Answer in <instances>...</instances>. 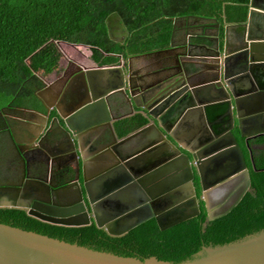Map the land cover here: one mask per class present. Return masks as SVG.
<instances>
[{
  "label": "water",
  "instance_id": "water-1",
  "mask_svg": "<svg viewBox=\"0 0 264 264\" xmlns=\"http://www.w3.org/2000/svg\"><path fill=\"white\" fill-rule=\"evenodd\" d=\"M183 18L174 19L168 48L131 54L113 65L81 67L76 92L52 95L53 99L64 95L74 108L56 111L52 118L62 129L54 132L50 124L46 130L59 146L48 155L65 161L58 171L59 179L71 170L75 179L47 190L44 196L38 186L0 187V207L24 209L30 216L57 225L93 222L107 234L120 236L152 217L164 229L198 215L195 175L209 220L226 214L238 203L250 180L243 150L232 132L234 119L247 149L250 138L264 133V55L259 56L261 50L264 52V0L249 1L247 20L240 32L254 52L251 60L255 64L262 61L259 71L244 68L241 72L240 65H233L227 39L222 55L217 46L212 65L199 52L206 47L201 42L203 27L199 31L187 29L184 40L177 44L176 25ZM106 22L110 38L123 42L128 31L118 13H110ZM182 47L185 51L177 52ZM34 75L22 84L9 105L17 104ZM125 104L130 111L110 110ZM119 113L123 114L113 115ZM48 114H42L45 121ZM136 114L147 122L118 135L114 122ZM169 123L175 126L171 129ZM66 131L70 144L62 145ZM25 133L31 139L28 144L39 136L31 126ZM30 148H17L23 160H28ZM252 167L264 170L253 163ZM221 190L232 194L218 205ZM174 192L183 193L173 206L163 212L153 211L150 201ZM0 264H264V193L202 239L151 254L0 222Z\"/></svg>",
  "mask_w": 264,
  "mask_h": 264
},
{
  "label": "trees",
  "instance_id": "trees-1",
  "mask_svg": "<svg viewBox=\"0 0 264 264\" xmlns=\"http://www.w3.org/2000/svg\"><path fill=\"white\" fill-rule=\"evenodd\" d=\"M249 1L0 0V105L9 102L33 74L48 73L58 66L61 42L88 45L102 63H115L120 55L168 46L174 19L180 16L218 23L221 35L227 23L235 24L241 32ZM112 12L118 13L128 31L123 42L108 34L106 17ZM146 122L141 114L125 118L117 123V134L123 136ZM244 154L247 157L246 151ZM248 172L252 192L228 215L207 226L204 208L198 215L164 229L152 217L120 236L107 234L93 222L82 226L51 224L15 207H0V222L46 235L151 254L202 239L263 194L264 170H253L248 161Z\"/></svg>",
  "mask_w": 264,
  "mask_h": 264
},
{
  "label": "flooded vegetation",
  "instance_id": "flooded-vegetation-1",
  "mask_svg": "<svg viewBox=\"0 0 264 264\" xmlns=\"http://www.w3.org/2000/svg\"><path fill=\"white\" fill-rule=\"evenodd\" d=\"M196 22L198 21H194L193 19L178 20L174 41L177 44L181 43L184 40L185 32L187 29L189 31H199L203 27L205 35L204 39L201 42H204L206 47H203V49H199V52L204 54L206 59H208L212 65H215V58L217 57V46L220 50V54L222 55V52L225 47V41L227 39V49L230 54L229 56L233 62V65H240L239 68H241V72L245 70L244 68H246V71L252 68L253 70L255 69L259 71V65L262 61L256 62L257 64H255V62L251 60V57L253 56L254 52L249 48V46H247L249 40H242L243 38H241L240 31L237 30V26L235 24H225L223 34L221 35L219 26L215 27L213 21L205 22V20H202L200 21V24ZM125 38L126 36L124 37V39ZM119 39H123V37H119ZM169 45L164 48H168ZM260 48H263L262 45ZM86 49L87 52H81L79 50L77 51L78 54L76 55H70L66 53L61 54L60 52L58 66L56 68H54L48 73H35L33 81H28L31 82L32 85L30 83H27L26 87L33 88L32 96L22 94L16 101V105L11 106L9 105V102L4 105H0V187L10 186L20 188H32L33 186H38L40 189H42V195L44 196V192H47V190H53L59 187L60 185L66 184L75 179L74 170H71L68 175H65L63 178L59 179L57 174L59 169L62 168V165L65 161L61 158L49 157L48 155L49 151L53 152L59 146L58 143H56L55 138H53V134L50 132H46V130L49 129L50 126L52 129L54 128V132L61 131L62 129L61 126L55 125L57 121H53L52 118L56 114V111H73L74 108L72 102H68L63 98L64 95L61 97V99L60 97L53 99L52 95L56 93L59 94V92L64 93L65 95H67V93L70 94L76 92V90L78 89L77 86H79V84L81 83V67L90 68L94 67L95 65H113L119 63L120 58L122 60H126V58L130 56L120 55L118 61L115 63H102L100 59H97V57L93 55L90 46L86 47ZM178 51L181 52L185 50L182 47L178 48L177 52ZM263 55L264 52L261 50L259 56L262 57ZM169 56L170 58L171 56L173 57L172 53H170ZM209 61H206V63L208 64ZM26 87H24L23 89H25ZM216 92L220 94V91ZM110 110L130 111L127 104H125L119 110L115 108H112ZM139 110L141 111L140 108L133 109V111ZM35 112H39L42 114L49 113L47 115L46 121L44 119V115L32 114ZM123 113L113 115L119 116ZM44 122L46 123L44 124ZM118 122L119 121L114 122L115 129L120 126L118 124L117 127ZM168 125L171 129L175 126L174 124L170 123ZM29 126L33 127L36 133L39 134L36 142L34 140V142H31V144H28L31 139L25 133L26 128H28ZM232 132L238 139V129L235 119ZM68 135L69 134L67 131L62 133V139L60 141V144H70ZM20 145L31 146L30 151H28V160H23L22 156L18 154L17 148ZM240 145L243 150V154L245 153V151L247 153V157L244 154L247 170L248 161L252 169V163L256 167H264V133L254 136L248 140V146L250 150L249 148L247 149L243 141L242 143H240ZM44 161L45 165H42V162ZM81 179L82 176L80 175L79 180ZM193 185L194 192L198 201L199 212L202 208H204L206 212L204 201L201 198V186L197 175L194 176ZM234 189L235 188L231 190L232 193ZM221 191V194L216 198V201L219 199H221L220 201H222L218 205H222L223 203H225V201L229 198L230 194H232L230 193L228 195L225 194L226 191ZM251 192L252 190L249 185V187L242 195L238 203L222 216L209 220L207 218L206 213L204 226H207L212 221L218 219L220 220L226 215H228ZM182 193L183 192H174L167 194L157 200H152L150 201L151 208L153 209V211L163 212L173 206L177 202V198H179L180 194ZM222 194H224V196Z\"/></svg>",
  "mask_w": 264,
  "mask_h": 264
},
{
  "label": "rangeland",
  "instance_id": "rangeland-1",
  "mask_svg": "<svg viewBox=\"0 0 264 264\" xmlns=\"http://www.w3.org/2000/svg\"><path fill=\"white\" fill-rule=\"evenodd\" d=\"M184 20L187 19V18H183ZM191 20V19H190ZM198 24H200V20L198 22H196ZM59 49H60V52L61 54L63 53H66V54H78L77 51H81V52H87V49L85 46H80V45H72L70 43H59L58 45ZM25 89H23V91L21 92V94H25Z\"/></svg>",
  "mask_w": 264,
  "mask_h": 264
},
{
  "label": "crops",
  "instance_id": "crops-1",
  "mask_svg": "<svg viewBox=\"0 0 264 264\" xmlns=\"http://www.w3.org/2000/svg\"><path fill=\"white\" fill-rule=\"evenodd\" d=\"M192 20V19H191ZM194 21L196 20V21H199V19H193ZM201 21V20H200ZM137 63V62H136ZM137 65V64H136ZM135 66V65H134ZM33 81V80H32ZM28 83H30L31 85H32V83L31 82H28ZM25 94L24 95H30V96H32V92H33V88H28V87H26L25 88Z\"/></svg>",
  "mask_w": 264,
  "mask_h": 264
}]
</instances>
